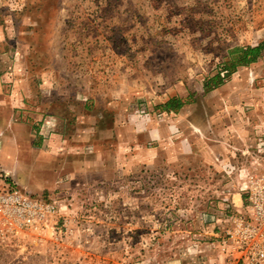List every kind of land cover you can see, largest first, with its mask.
<instances>
[{
    "label": "rangeland",
    "instance_id": "obj_1",
    "mask_svg": "<svg viewBox=\"0 0 264 264\" xmlns=\"http://www.w3.org/2000/svg\"><path fill=\"white\" fill-rule=\"evenodd\" d=\"M260 41L264 0H0V94L26 102L0 191L59 206L40 231L0 226V264H224L222 220L264 174V56L204 83Z\"/></svg>",
    "mask_w": 264,
    "mask_h": 264
},
{
    "label": "built area",
    "instance_id": "obj_2",
    "mask_svg": "<svg viewBox=\"0 0 264 264\" xmlns=\"http://www.w3.org/2000/svg\"><path fill=\"white\" fill-rule=\"evenodd\" d=\"M243 193L240 210L222 220L217 244L224 264H264V174L249 175ZM58 208L54 200L18 189L0 191L1 234L45 229L56 218Z\"/></svg>",
    "mask_w": 264,
    "mask_h": 264
},
{
    "label": "trees",
    "instance_id": "obj_3",
    "mask_svg": "<svg viewBox=\"0 0 264 264\" xmlns=\"http://www.w3.org/2000/svg\"><path fill=\"white\" fill-rule=\"evenodd\" d=\"M232 60L224 64L222 71L212 77H209L204 83V91L209 93L215 89L225 85V83L235 74L241 67H249L258 62L264 56V41L256 46L238 47L230 53ZM190 101L179 97L169 99L167 102L158 106L164 113H178Z\"/></svg>",
    "mask_w": 264,
    "mask_h": 264
},
{
    "label": "crops",
    "instance_id": "obj_4",
    "mask_svg": "<svg viewBox=\"0 0 264 264\" xmlns=\"http://www.w3.org/2000/svg\"><path fill=\"white\" fill-rule=\"evenodd\" d=\"M260 42H262V41H260ZM22 97L23 96L18 94V93H14L13 95L0 94V132H5L6 128L10 125V121L11 120L13 121V119H10V117L13 118V114L16 111H17V113L26 115V112H25L26 102H25L24 98L22 99ZM19 109H21V111H19ZM5 111H9V116L6 119H3L4 114L2 112H5ZM13 140H16V144H15V146L17 145V147H16L17 152L16 153L19 155L25 156V154L22 153L21 148L18 146L20 143V139L14 137ZM242 204H243V202H242ZM217 257H218V259H221L222 261H224V255L222 252H219L217 254Z\"/></svg>",
    "mask_w": 264,
    "mask_h": 264
}]
</instances>
